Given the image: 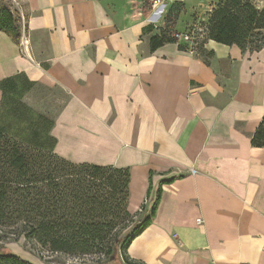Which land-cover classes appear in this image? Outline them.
<instances>
[{"label":"crops","instance_id":"obj_1","mask_svg":"<svg viewBox=\"0 0 264 264\" xmlns=\"http://www.w3.org/2000/svg\"><path fill=\"white\" fill-rule=\"evenodd\" d=\"M20 3L29 56L0 31V83L20 76L67 95L50 130L54 154L127 168L131 215L161 186L155 215L127 256L264 264V146L250 142L264 117V47L242 52L206 41L205 63L178 49L179 36L150 51L158 32L143 0ZM211 7L195 18L206 22ZM176 22L172 31L181 33Z\"/></svg>","mask_w":264,"mask_h":264},{"label":"trees","instance_id":"obj_2","mask_svg":"<svg viewBox=\"0 0 264 264\" xmlns=\"http://www.w3.org/2000/svg\"><path fill=\"white\" fill-rule=\"evenodd\" d=\"M202 24V39L190 49L205 63L210 56L203 49L206 41L234 45L242 52H255L264 47V6H256L253 0H216ZM0 31L19 43L18 14L9 0H0ZM170 43L177 40L172 33L161 29L150 37L149 48L154 51ZM178 49L188 47L178 44ZM20 78L23 77L0 83V241L5 237L16 240L23 236L27 243L36 244L51 254L87 260L82 264H142L130 259L126 250L150 225L160 200L161 186L150 206L142 204L131 215L127 211V168L74 164L58 157L53 153L55 140L48 135L53 123H48L42 131L45 143L37 142L43 116L32 121L25 115L27 118L23 121L30 135L25 140L20 138L22 131L10 128L11 124L4 127L2 107L6 97L14 105L9 115L24 116L22 110L31 113L25 106H20L19 111L15 97L9 96L19 95ZM23 79L27 85L32 84ZM250 142L254 148L264 146V117ZM125 229L129 234L120 236ZM0 264L31 263L0 245Z\"/></svg>","mask_w":264,"mask_h":264},{"label":"rangeland","instance_id":"obj_3","mask_svg":"<svg viewBox=\"0 0 264 264\" xmlns=\"http://www.w3.org/2000/svg\"><path fill=\"white\" fill-rule=\"evenodd\" d=\"M215 2L216 0H160L153 8L152 0H143L142 9L149 14L151 21L156 26L155 30L157 32L161 29H166L167 32L172 33L174 38L178 34L181 37L179 44L188 48H195L197 43L201 41L204 30L201 22L203 17L201 19L198 17L195 18V15L201 16ZM253 3L258 7L264 6V0H253ZM176 19L178 20L176 27L181 33L172 31L171 26ZM178 38L176 37L175 39L179 40ZM17 86L20 90L19 95L9 96L15 97L19 111L20 106H25L31 113H26L21 109L24 116L18 114L15 118L9 115L8 112L14 105L6 97L2 107L5 112L2 124L4 127L11 124L10 128L16 129L17 132L22 131L20 138L25 140L30 136L27 131V124L23 121V119L27 118L25 115L30 116L32 121H36L37 116H43L44 121H39L40 135L37 142L45 143V136L42 134V131L49 125L48 123H53L67 95L57 88H48L37 83L27 85L23 78L18 80ZM48 135L50 136V131ZM127 234H129L128 229L120 232V236H126ZM0 245L31 264H82V262L87 261L68 258L61 254H51L42 250L36 244L27 243L23 236L16 240L10 237L1 238Z\"/></svg>","mask_w":264,"mask_h":264},{"label":"built area","instance_id":"obj_4","mask_svg":"<svg viewBox=\"0 0 264 264\" xmlns=\"http://www.w3.org/2000/svg\"><path fill=\"white\" fill-rule=\"evenodd\" d=\"M11 2V5L13 7V9L16 10L17 14H18V25H19V30H20V40H19V44L21 46V51L25 56H29L28 54V49H27V39H26V33H27V26H26V13L24 11V9L21 6L20 0H9ZM160 0H152L153 2V8L155 7V5H157V3ZM176 37H178V35H176ZM149 201L145 200L143 202L144 205H146Z\"/></svg>","mask_w":264,"mask_h":264}]
</instances>
